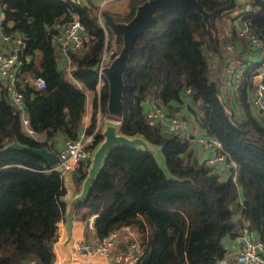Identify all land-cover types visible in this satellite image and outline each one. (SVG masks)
Wrapping results in <instances>:
<instances>
[{
    "label": "trees",
    "instance_id": "obj_1",
    "mask_svg": "<svg viewBox=\"0 0 264 264\" xmlns=\"http://www.w3.org/2000/svg\"><path fill=\"white\" fill-rule=\"evenodd\" d=\"M142 1L132 0L130 14L123 19L102 11V25L92 0H0L2 26L24 41L17 87L24 93V110L34 131L44 132L47 139L59 132L77 137L86 102L83 88L96 90L104 47L114 42L113 57L122 44L115 22L129 20ZM198 1L210 13L211 30L192 7L170 4L135 38L124 73L119 130L160 146L167 171L151 153L117 146L77 206L83 221L95 216L99 237L122 224L135 227L145 244L137 264H218L226 253L224 239L236 237L244 226L264 241V121L252 102L255 84L250 78L259 66H247L233 81L239 84L240 112H229L218 83L210 77L208 54L219 51L215 21L238 6L237 1ZM250 3L245 15L250 32L264 42V0ZM73 17L81 22L84 36L81 46L69 51L70 75L82 88L65 76L53 43L54 24ZM37 76L45 80L41 88L28 81ZM102 78L88 130L95 127L98 109L102 116L108 113ZM187 88V107L200 131L218 138L226 160L235 165L231 169L240 168L235 180L221 178L204 160H197L186 138L147 124L148 97L170 108ZM14 139L49 146L47 140L23 133L19 112L0 79V264H49L55 257L52 246L66 189L61 174L40 156L16 147L3 149ZM101 140L99 128L94 146ZM87 165L88 160L78 167L79 180Z\"/></svg>",
    "mask_w": 264,
    "mask_h": 264
},
{
    "label": "built area",
    "instance_id": "obj_2",
    "mask_svg": "<svg viewBox=\"0 0 264 264\" xmlns=\"http://www.w3.org/2000/svg\"><path fill=\"white\" fill-rule=\"evenodd\" d=\"M79 3L83 0H69ZM98 7L114 1V0H93ZM250 4L245 7L246 11L250 10ZM4 13L0 10V43L8 44L7 49L0 47V79L8 94L10 102L16 108L20 115V125L24 134L33 136L35 131L32 128L29 118L24 110V93L17 87L20 81V70L24 63L21 56L24 47V41L18 34H12L4 29L2 20ZM241 34L248 37L259 50V57L264 62V42L254 33L250 32L247 26L241 28ZM83 26L77 17L69 20H58L54 24V40L59 42V47L63 53V70L70 74L71 61L69 51L78 49L83 41ZM113 50H106L104 47L97 71L98 83H103L101 69L107 65L113 54ZM243 70L240 67L233 71L235 76H239ZM260 76V77H259ZM256 78L255 90L253 94V104L258 110L259 116L264 121V75L256 71L251 75ZM38 88L45 85V80L41 76H37L28 80ZM100 89V88H99ZM185 93L191 94V88H187ZM98 117L96 118L95 127L88 130V126L78 132L75 138H66L63 147L57 153L58 164L49 169H61L62 171L73 173L83 161L89 160L91 152L94 148L96 133L99 130L101 112L98 109ZM108 118V117H107ZM168 118L167 129L171 133H176L181 128L188 125L186 118H178L174 115H166L164 108L159 101L152 99L149 101V107L145 111V120L147 124L160 127L159 119ZM117 121L120 123V119ZM89 125V124H88ZM197 142L203 144L207 149V157L205 162L208 166L213 167L221 178L230 177L234 180L233 168L235 165L226 160V154L222 151L221 142L216 137H200ZM231 169V170H230ZM235 173V172H234ZM136 228L130 224H122L119 227L112 229L107 234L99 237L94 242L77 241L73 247L71 264H137V261L143 254L145 244L136 236ZM124 233L127 243L126 248L120 251L112 250L116 246L120 236ZM236 249L233 254L235 264H264V241L257 239L252 231L244 226L235 237ZM107 258L106 260H102ZM84 260H86L84 262ZM49 264H61L59 259H53ZM219 264H231L226 259L222 258Z\"/></svg>",
    "mask_w": 264,
    "mask_h": 264
},
{
    "label": "crops",
    "instance_id": "obj_3",
    "mask_svg": "<svg viewBox=\"0 0 264 264\" xmlns=\"http://www.w3.org/2000/svg\"><path fill=\"white\" fill-rule=\"evenodd\" d=\"M236 1L238 6H236L232 11L226 13V16L222 18V19L225 18L227 22L223 25L224 29L221 30L224 31L225 34L227 33L226 35L228 36L227 39L228 43H226L227 40L224 42L221 41L220 39L219 51L217 53L211 52L213 64L214 62L218 63L217 70L222 72L217 77L219 79L218 80L219 95L221 97L222 94V96L224 97L223 90H226L225 94L227 95L226 97L227 106H228L227 108L229 112L231 110L235 112H240V110L238 109V102H237L239 84L233 82L234 80L238 81L240 77L235 76L234 75L235 73H232V75H227V77L224 79L226 68L229 67L231 71L232 69L233 71H235L238 70L240 67H246L251 65L259 66L256 72L259 74V70L263 69V72L261 74L264 75V62L260 60L259 50H257V47L254 44V42H252L248 37L241 34V28L244 26H247V28L250 31L249 19L245 17L247 13V11L245 10L246 5L250 4V7L252 8L250 0H236ZM82 2L86 3L88 2V0H83ZM53 43L55 47L56 56L60 61V66L62 67L63 53L59 47V42H56L53 38ZM228 44L231 48L227 46ZM7 46L9 45L0 43L1 49H7ZM225 57L227 60H224ZM254 57L256 58V60L253 61ZM236 58L240 60L239 61L240 63L234 60ZM218 68H220V70ZM254 72H252V74ZM66 74L67 75L65 76L69 81L75 83L77 86L82 88V85L79 82H76L69 73L66 72ZM250 78H251V82L255 84L256 78H252V77ZM100 86L101 83L99 84L97 81L95 91L83 88L86 94V102H85V110L81 118V129L88 126V124L90 123L91 115H92L93 99L95 97V94L99 93ZM222 99L224 101V98ZM150 100H152V98L148 97L144 102L145 111L149 107ZM188 104H191V98L189 94L185 93L180 98L179 102H174L172 104L173 106H171L170 108H165L163 105L162 107L164 108L166 115H174L181 119L184 117L188 120V125L178 130L175 134L189 140V143L193 150L194 157L199 161H203V160L205 161L207 157V149L203 144L197 142V139L200 137H208V136L204 135V133L200 131L199 126L193 120L192 113L189 111L187 107ZM107 115L108 116L101 115L100 123H99L100 129L102 127L104 120L107 117H110L109 114ZM97 117L98 114L96 115V118ZM159 123H160V128L162 130L168 131L167 129L168 118L159 119ZM32 137L37 141L47 140V142L49 143V147L55 152H57L59 149L63 147L64 140L66 139L64 134H62L61 132L57 133L54 138L47 139V136L44 132L35 131ZM162 165L163 167H166L164 162L162 163ZM232 172H233L232 175H234V178H236L238 173L237 170ZM76 174L77 171L73 173H69L68 180L67 182L64 183V187L66 189V193L63 195L64 211L62 214V218L57 222V231H56L57 236L52 246V250L55 256L54 259H59L61 261V264H71L73 247L77 241H84L91 243L99 238L96 228L91 225L90 219L93 215L89 217L88 221H83L79 216L77 206L78 204L81 203V201H75L74 198L81 192L83 179L79 180L76 177ZM239 199L242 200V194L239 195ZM125 238L126 236L124 235V233H122L116 246L112 250V253L114 251L117 252L120 251L121 249L123 250L124 248H126L127 243L125 241ZM137 238L140 241H142V235L138 233V231H137ZM223 243L226 248V253L223 258L226 259L231 264H235V261L233 259V254L237 246L235 243V237L231 238L227 236L224 239ZM85 261L86 260H84V262Z\"/></svg>",
    "mask_w": 264,
    "mask_h": 264
},
{
    "label": "water",
    "instance_id": "obj_4",
    "mask_svg": "<svg viewBox=\"0 0 264 264\" xmlns=\"http://www.w3.org/2000/svg\"><path fill=\"white\" fill-rule=\"evenodd\" d=\"M170 4L189 6L199 12L202 16L203 22L210 30L209 15L198 0H143L137 4L136 9L127 21L115 22L116 29L122 34V44L119 51L111 58L110 62L101 69V73L107 83V111L110 117L106 118L100 129L102 140L94 146L88 160L86 173L83 178L81 192L74 198L75 201L83 202L90 190V187L95 180L97 174L103 167L104 159L108 153L117 146H126L130 148H138L145 152L151 153L160 167L165 163L164 155L160 146L148 142L142 135H126L119 130V118L124 104V73L128 65L130 51L135 38L142 33L152 22L154 15L166 8ZM31 20L32 17L29 16ZM84 35V33H83ZM111 116L115 117L111 119ZM69 118V115L66 116ZM9 147H16L19 149L30 151L41 158H43L51 167L58 164L57 153L49 146H32L23 144L17 139L7 144L3 149ZM159 150V157L156 151ZM158 158V159H157ZM166 166V164H165ZM62 176L63 184L67 182L69 173L61 169H55ZM240 168H237L239 173ZM66 180V181H65ZM64 200L63 197L61 198ZM93 215L91 217V225L94 226ZM260 239V237H257Z\"/></svg>",
    "mask_w": 264,
    "mask_h": 264
},
{
    "label": "rangeland",
    "instance_id": "obj_5",
    "mask_svg": "<svg viewBox=\"0 0 264 264\" xmlns=\"http://www.w3.org/2000/svg\"><path fill=\"white\" fill-rule=\"evenodd\" d=\"M131 1L132 0H114V1H112V2H110V3H108V4H106V5H104L103 7H98L97 6V17H98V22H100V24H102L103 25V23H102V21H101V13H102V11H108V12H110V13H113L115 16H117V17H119L120 19H123V18H125L126 16H128L129 14H130V10H131V5H130V3H131ZM224 16H226V14H224L219 20H217V21H215V29H216V35H217V37H218V39H219V41H220V39H221V41H226L227 39H228V36L225 34V32L224 31H222L221 29H224L223 28V25L225 24V23H227L226 22V19L224 18V19H222ZM123 21H127V20H123ZM210 30H211V28H210ZM221 35V36H220ZM111 40V39H110ZM114 42H112L111 44H110V47L109 48H106V50H113V51H115L116 49H117V47H116V45L115 44H113ZM226 43H228V40H227V42ZM226 45V44H225ZM227 46H229V44L227 45ZM230 47V46H229ZM231 48V47H230ZM241 59V58H240ZM224 60H227L226 59V57H225V59ZM234 60H236V62H239L240 60L239 59H234ZM254 60H256V58L254 57V59H253V61ZM240 63V62H239ZM208 64H209V68H210V77H211V79H213V80H215L217 83H219L218 82V75L219 74H221L222 72L221 71H218L217 70V67H218V63H215L214 62V64H213V62H212V56H211V52H209V54H208ZM228 65V64H227ZM252 66V65H251ZM225 67V66H224ZM219 70H220V68H218ZM248 70L247 69V66L246 67H243V70ZM243 72L244 71H242L241 73H240V75L238 76V77H241L242 75H243ZM263 72V69H260L259 70V73H262ZM232 73H233V69H232V71H231V69L229 68V67H227L226 68V71H225V77H224V79L227 77V75H232ZM223 76H224V74H223ZM222 76V77H223ZM225 91L226 90H223V94H224V97L222 96V94H221V98H224V104H225V106L226 107H228L227 106V99H226V97H227V95L225 94ZM160 104L161 105H163L161 102H160ZM164 106V105H163ZM108 114V113H107ZM107 114H105L104 116H108ZM112 118H115V117H113V116H111V119ZM156 153V155H157V157H159V150L158 151H156L155 152ZM158 159V158H157ZM136 236H137V232H136ZM107 258H103L102 257V260H106Z\"/></svg>",
    "mask_w": 264,
    "mask_h": 264
}]
</instances>
